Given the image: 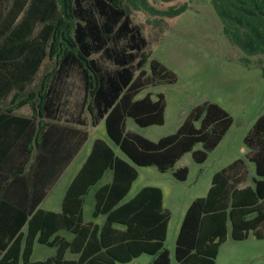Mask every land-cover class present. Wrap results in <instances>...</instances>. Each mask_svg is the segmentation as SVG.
Listing matches in <instances>:
<instances>
[{"label":"trees","instance_id":"1","mask_svg":"<svg viewBox=\"0 0 264 264\" xmlns=\"http://www.w3.org/2000/svg\"><path fill=\"white\" fill-rule=\"evenodd\" d=\"M128 1L137 8L147 2ZM211 1L227 38L249 55H264V0ZM29 2L13 25L21 6L6 23L8 0H0V98L18 89L16 104H0V133H13L11 142L9 136L0 135V264H116L144 253L153 255L155 264H171L165 241L172 212L164 206L162 188L146 185L125 200L138 178L136 166L155 165L166 172L190 151L197 162H205L232 126V115L218 103L204 102L190 111L176 132L158 140L128 131V117L142 127L164 124V94L158 93L156 99L150 92L136 96L149 86L176 82L177 74L151 58L146 50L148 40L133 23L125 1ZM39 23L44 25L34 35ZM46 57L54 61L53 68L43 74L36 89L26 92ZM148 63L150 72L145 68ZM74 70L80 75L82 106L89 111L92 124L104 120L108 136L128 159L118 156L104 139H95L67 188L62 209L46 210L39 205L47 192L44 168L56 155L53 142L65 139L75 153L87 138L86 133L78 137L76 129L46 120L60 118L62 87ZM27 104L33 109L31 117L14 113ZM74 133L76 142L72 141ZM199 143L203 148L194 149ZM244 143L256 167L252 184L239 187L247 175L243 158L214 173L207 194L196 197L185 212L176 239L177 264H216L229 234L245 240L252 232L264 239V114ZM10 148L14 152L19 148L21 161L9 177L2 169L11 160ZM32 158L27 177L23 173ZM107 170L112 171V180L96 189L92 213L94 218L103 215L104 221H86L85 196ZM188 174L187 166L174 171L180 180ZM9 178L12 181L5 183ZM23 181L32 183L28 204L6 201L8 184ZM36 243L55 248V253L32 260ZM68 253L76 257L67 258Z\"/></svg>","mask_w":264,"mask_h":264},{"label":"rangeland","instance_id":"2","mask_svg":"<svg viewBox=\"0 0 264 264\" xmlns=\"http://www.w3.org/2000/svg\"><path fill=\"white\" fill-rule=\"evenodd\" d=\"M124 1L133 23L140 26L148 40L146 50L151 52V58L158 59L177 74L176 82L149 86L136 96L141 98L150 92L156 99L158 93L162 92L166 100L164 124L142 127L133 118L128 117L127 130L158 140L176 132L190 111L204 102L218 103L234 119L224 139L209 152L205 162H197L190 151L166 172H161L155 165L136 166L138 178L125 200L133 197L146 185L162 188L164 206L172 212L165 246L170 252L171 264H177L176 239L185 212L196 197L207 194L213 174L238 157L245 159L249 168L255 170L254 162H250L245 153L249 149L244 143V136L258 117L264 114V55H249L227 38L223 31V22L211 0H146L147 2L139 4L138 8L128 0ZM29 3V0H8L5 22H11L20 5L22 10L13 25L17 24ZM182 7H185L184 10L174 12ZM43 25L39 23L35 27L34 35ZM53 66L54 61L46 57L37 77L29 85V90L32 87L37 88L43 73L51 70ZM145 68L150 72L149 63ZM62 91L63 110L56 123L76 129L78 133H86L87 138L60 185L42 205L53 210H60V200L67 184L90 152L95 139H104L118 156L128 159L108 136L104 120L97 125L92 124L89 111L82 106L84 91L77 70L72 71L63 84ZM29 111L27 107L22 110V112ZM242 147H245V152ZM202 148V143L194 147V149ZM185 166L189 168L187 179L176 178L174 171ZM111 178L112 171L108 170L85 196L86 221L103 223V215L94 218L92 214L95 191L99 186L110 182ZM54 253L55 248L36 243L35 258H46ZM74 257L75 255L71 253L67 254V258ZM153 257L144 253L130 262H116V264H155ZM256 262H264V239L251 236L249 239L235 240L230 234L227 241L220 246L216 259V264Z\"/></svg>","mask_w":264,"mask_h":264},{"label":"crops","instance_id":"3","mask_svg":"<svg viewBox=\"0 0 264 264\" xmlns=\"http://www.w3.org/2000/svg\"><path fill=\"white\" fill-rule=\"evenodd\" d=\"M42 67V65H41ZM40 67V68H41ZM40 69L38 70L37 74L39 73ZM47 72V71H46ZM45 73V72H44ZM43 73V74H44ZM37 74H36V77H37ZM43 76V75H42ZM42 78V77H41ZM40 84V83H39ZM31 85V84H30ZM27 89L29 90V85L27 86L26 88V91ZM32 89H34L32 87ZM36 89V88H35ZM18 92V89L15 87L13 88L12 90L9 91L8 94L2 96V98H0V104L1 106L3 107H8V106H11V105H14L16 104V100H14V95ZM29 108V112H22V110H25V108ZM14 113L16 115H22V116H27V117H31L33 115V109L31 108L30 105H24L20 108H17L15 109ZM60 119V118H59ZM59 119L57 120H51L49 118H47L46 120L47 121H53V122H58ZM12 130H10L11 132ZM7 135L9 136V141L11 142L12 141V135L13 133H0V135ZM15 135H17V133H14ZM227 134V133H226ZM246 136V135H245ZM244 136V137H245ZM78 137H81V133H78ZM225 137V136H224ZM224 139V138H223ZM222 139V140H223ZM63 142L62 143H57L55 144V142H53V148L54 150H56V155L53 157L52 161L48 162L47 165L45 166V174H44V181H45V188H46V196L43 198L42 202L40 203L39 207L41 208H44L46 210H53L51 208H45L43 207V203L45 200H47L48 196H50V194L52 193V191L58 186L60 185L61 181H62V178L64 177L65 173L67 172V170L72 166V164L74 163L75 159L77 158L78 154L80 153L81 151V148L79 149V151L73 153L71 151V149L69 150L68 149V146L66 145V142H65V139H62ZM221 140V141H222ZM72 141L76 142L77 141V135L76 133H74V137L72 139ZM8 143L5 142V144ZM221 143V142H220ZM219 143V144H220ZM218 144V145H219ZM243 151L245 152V147H242ZM249 150H246V154H247V158L248 156L250 155V148L248 147ZM19 148H16L15 149V152L10 148V157H11V160L9 161L8 164H6L4 166V168L2 169L3 173L4 174H8L9 177L11 175L12 172L16 171L17 168L19 167V163L21 161L20 159V155H19ZM37 151H35L34 153H36ZM14 154V156H13ZM89 154V153H88ZM72 155V156H71ZM88 156V155H87ZM86 156V157H87ZM239 158V157H238ZM236 158V159H238ZM70 159V161L67 163V160ZM86 159V158H85ZM234 159V160H236ZM233 160V161H234ZM245 160V159H244ZM249 160V158H248ZM85 161V160H84ZM84 161L81 163V165L79 166V168H77V170L74 172L72 178L70 179L69 183L67 184V187H66V190H65V193L67 191V188L70 184V182L72 181V179L74 178V176L77 174V172L80 170L82 164L84 163ZM246 161V160H245ZM250 161V160H249ZM34 162V158H32L30 164L27 166L25 172L23 173V175H30V173L32 172V167H31V164ZM232 162V161H231ZM230 162V163H231ZM252 162V161H250ZM229 163V164H230ZM255 165V164H254ZM227 166V165H226ZM225 166V167H226ZM246 169H247V175L244 176V180L243 182H241V184L239 185V187H245L247 185H251L252 184V179L253 177L256 175V167H254V171L253 169L251 170L249 168V165L247 164L246 162ZM108 171V170H107ZM106 171V172H107ZM105 172V174H106ZM104 174V175H105ZM214 175V174H213ZM12 181V178H9L5 183H8V181ZM112 180V178H111ZM4 185V184H3ZM100 187V186H99ZM98 187V188H99ZM32 189V183L29 185L28 182H25L24 181L21 183V184H18L16 182L14 183H11V184H8V189L4 192V198L6 201H9L11 203H17V202H20L21 204L25 203V204H28L30 198H29V195H30V191ZM0 191H1V185H0ZM1 193V192H0ZM64 193V195H65ZM64 195L62 196L61 200H60V210L62 209V201H63V198H64ZM190 205V204H189ZM188 205V206H189ZM188 208V207H187ZM60 210H53V211H60ZM24 231L26 230V227H24L23 229ZM66 234V233H64ZM68 237H70L69 234H66ZM251 236H255L252 232L250 233V236L247 238L249 239ZM229 237V236H228ZM256 237V236H255ZM257 238V237H256ZM227 241V240H226ZM35 250H36V244L34 246V251H33V255H32V260H43V259H46V258H35ZM74 255V254H73ZM2 256V253L0 251V257ZM76 257V255H75ZM257 263H263L264 262H256L254 264H257Z\"/></svg>","mask_w":264,"mask_h":264}]
</instances>
